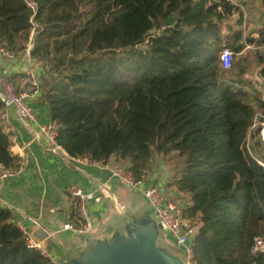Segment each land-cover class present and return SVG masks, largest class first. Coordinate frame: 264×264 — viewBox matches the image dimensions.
I'll return each mask as SVG.
<instances>
[{
  "label": "trees",
  "instance_id": "1",
  "mask_svg": "<svg viewBox=\"0 0 264 264\" xmlns=\"http://www.w3.org/2000/svg\"><path fill=\"white\" fill-rule=\"evenodd\" d=\"M29 1L36 27L24 0H0V46L21 52L34 31L30 54L47 66L39 72L42 100L64 151L117 157L144 180L155 155L169 156L174 175L164 194L186 198L195 263L264 264V252L250 253L253 239H264V36L245 34L241 7ZM224 49L245 56L223 70ZM255 67L257 85L243 79ZM11 145L0 125V164L19 166ZM0 264L59 263L29 248L12 211L0 207Z\"/></svg>",
  "mask_w": 264,
  "mask_h": 264
},
{
  "label": "crops",
  "instance_id": "2",
  "mask_svg": "<svg viewBox=\"0 0 264 264\" xmlns=\"http://www.w3.org/2000/svg\"><path fill=\"white\" fill-rule=\"evenodd\" d=\"M7 67L13 84L21 91L25 82V60L20 59L10 65L0 57V73ZM31 107L40 123L51 122L48 106L43 102L42 95L31 101ZM9 118V126L3 127V130L10 136L12 155L21 159L22 172L2 182L0 207L10 209L14 220L22 222L34 239L44 240L48 251L55 256L54 262L78 264L83 252L93 244H101L117 236H127V222L123 215L126 219L138 222L145 219L154 221L150 209L142 199L138 196L136 198L135 193L123 188L115 180H109L110 192L116 197L122 214L115 211L107 200L98 205L88 202L87 207L94 224L91 233L75 236L61 231L67 220V187L77 184L86 193L95 192L97 184L108 179V173L91 165L87 157H81L80 163H69L63 160L61 154L45 152L32 140L29 130L18 123L14 111H10ZM161 170L157 166L153 167V174L145 180L146 186L166 187L167 177L161 174ZM168 191L172 192V189L168 188ZM123 206L130 213L122 211ZM43 230L53 235L47 237ZM155 245L167 256L183 263L177 253L182 250L160 230L155 235Z\"/></svg>",
  "mask_w": 264,
  "mask_h": 264
},
{
  "label": "built area",
  "instance_id": "3",
  "mask_svg": "<svg viewBox=\"0 0 264 264\" xmlns=\"http://www.w3.org/2000/svg\"><path fill=\"white\" fill-rule=\"evenodd\" d=\"M24 1L32 12L29 22L36 27L33 23V17L37 11V5L35 2L29 0ZM227 1L237 5L234 0ZM235 16L238 17V14ZM33 35L34 31L32 30L25 49L21 52H14L4 46H0V57L6 64L13 65L20 59L25 60L26 63L25 82L21 91H18L13 84L8 67L0 73V102L2 105L0 110V125L2 127H8L10 122L9 113L10 111H14L18 123L29 130L32 140L38 143L41 149L51 154H61L63 160L69 163L72 161L80 163L81 156H69L58 144L59 124L55 121L47 124L40 123L31 107V101L42 95L39 72L43 68L47 69V66L44 65L41 59L32 57L30 54L33 47ZM233 60L234 54L230 50L224 49L221 52L220 63L223 70H228ZM9 151L12 155L11 147ZM87 158L91 165L107 171L108 179L98 183L95 192L91 193L84 192L77 184H71L67 187V220L63 224L61 231L69 232L75 236H84L91 233L94 224L87 207L88 202L98 205L102 201L107 200L115 209H118L119 206L116 197L110 192L108 186L109 180H115L123 188L132 191L142 199L150 209L159 230L169 236L177 247L183 248V263L196 264L191 245L195 227H191L185 220L183 206L166 199L162 185L146 186L145 180L135 177L129 169L121 164L120 159L117 157L101 160ZM21 172V164L19 166H5L0 164V190L1 184L5 179L18 176ZM15 225L20 230L22 238L29 248L37 250L43 257L54 262V257L48 251L44 240L34 239L31 231L22 222L15 221ZM43 232L47 237L53 235V233L47 232L46 230H43ZM263 252L264 239L255 237L250 248V253L255 255Z\"/></svg>",
  "mask_w": 264,
  "mask_h": 264
},
{
  "label": "water",
  "instance_id": "4",
  "mask_svg": "<svg viewBox=\"0 0 264 264\" xmlns=\"http://www.w3.org/2000/svg\"><path fill=\"white\" fill-rule=\"evenodd\" d=\"M116 211L120 213L119 207ZM123 218L127 222V236L93 244L83 252L78 264H184L156 247L155 235L159 227L155 221L138 222L124 215Z\"/></svg>",
  "mask_w": 264,
  "mask_h": 264
},
{
  "label": "rangeland",
  "instance_id": "5",
  "mask_svg": "<svg viewBox=\"0 0 264 264\" xmlns=\"http://www.w3.org/2000/svg\"><path fill=\"white\" fill-rule=\"evenodd\" d=\"M235 3L239 5L243 11V25L242 26H244L245 34H253L256 36V38H258L259 34H263L264 36V6L261 4V0H239L238 2H236L235 0ZM236 18L237 17L235 16L232 18V20ZM244 56H245L244 53L242 55L234 54V64H237L238 60H240ZM249 61H251V58H249ZM250 65H252V63H250ZM257 69L258 68L255 67V69L251 73L247 72L246 76L243 77V79H247V80L249 79L256 85L259 84L261 82V79L257 75ZM228 77L229 75L227 76V78ZM261 92H263V90H261ZM262 139L264 140L263 137ZM154 157H155L154 166H157V168H161L162 169L161 174H164V176L167 177L166 180H169L172 177V175H174L172 159L169 156L162 157V156L155 155ZM136 198L138 197L136 196ZM185 202H186V198L183 196L181 199L179 200L177 199L175 203L184 205ZM126 210H125V207L123 206L122 211H126ZM127 213H130V211H128ZM50 253L53 257H55L52 254L53 252L50 251ZM177 253L181 259L184 258V255L182 252H177Z\"/></svg>",
  "mask_w": 264,
  "mask_h": 264
}]
</instances>
